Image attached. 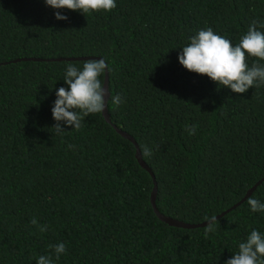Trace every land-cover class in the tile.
<instances>
[{"label": "trees", "instance_id": "1", "mask_svg": "<svg viewBox=\"0 0 264 264\" xmlns=\"http://www.w3.org/2000/svg\"><path fill=\"white\" fill-rule=\"evenodd\" d=\"M111 11L54 9L46 0H0V264H225L252 230L264 234V179L217 218L216 231L171 225L158 210L199 222L234 204L264 176V86L235 93L179 62L183 47L211 27L233 46L264 0H116ZM59 11L68 20L56 19ZM264 31V29H260ZM101 56L110 121L90 114L80 130L61 122L56 91L65 67ZM17 57H41L21 59ZM249 67L264 64L246 54ZM5 61V62H4ZM8 61V62H7ZM98 79L104 81V74ZM198 125L189 135L185 125ZM75 146V150L68 145ZM35 217L48 230L31 223ZM67 251L56 260L51 244Z\"/></svg>", "mask_w": 264, "mask_h": 264}, {"label": "clouds", "instance_id": "2", "mask_svg": "<svg viewBox=\"0 0 264 264\" xmlns=\"http://www.w3.org/2000/svg\"><path fill=\"white\" fill-rule=\"evenodd\" d=\"M46 5L54 9L79 10L86 14L90 11H111L117 7L116 0H46ZM56 19L68 20L61 12L55 13ZM264 21L253 19L246 34L242 35L240 42L233 46L231 41L216 34L211 27L202 28L194 36H190V43L183 47L179 55V62L187 70L207 75L220 86H227L235 93H245L252 87L264 86V64L253 62L249 67L246 62L248 56L256 57L264 61ZM106 69L110 68L104 59H89L84 61L81 70L75 63L69 62L65 67L64 80L69 86L61 87L56 91L57 99L54 101L52 113L57 122L53 128L55 134L63 135L66 131L61 122L74 126L80 130L82 121L90 114L101 113L106 107L108 91L98 77L102 76ZM123 97L119 94L111 95L107 103L120 105ZM198 125H185L189 135H195ZM75 150V146L68 145ZM143 158L150 157L153 151L147 145H142ZM252 212L264 211V202L250 197L247 200ZM208 222L204 227V236L216 231L217 216H205ZM31 223L41 232L48 230L47 225H40L35 217ZM49 248L54 250L56 260L61 254L66 253L64 243L51 244ZM37 264H55L52 255H40ZM225 264H264V234L252 230L245 242L238 245V252L229 258Z\"/></svg>", "mask_w": 264, "mask_h": 264}, {"label": "water", "instance_id": "3", "mask_svg": "<svg viewBox=\"0 0 264 264\" xmlns=\"http://www.w3.org/2000/svg\"><path fill=\"white\" fill-rule=\"evenodd\" d=\"M28 58H33V59H41V57H17V58H13L11 60H8V61H15V60H21V59H28ZM85 59V58H96V59H103L101 56H96V55H79V56H70V57H56V58H53V59H57V60H61V59ZM7 61V62H8ZM5 62V61H4ZM108 70L106 69L105 73H104V81H103V86L106 88V90L108 91V95L106 96V107H105V110L102 112L104 118L107 120V121H110V116H109V112H108V109H107V100H108V96H109V88H108ZM116 130L118 132H120L123 136H125L126 138L130 139L134 145H135V156L137 158V161L139 162V164L144 167L145 169H147L150 174L152 175L153 177V181H154V184H153V187H152V190H151V193H150V201H151V204L153 206V209L156 213V215L164 220L165 222L171 224V225H175V226H182V227H196V226H201V225H205L207 224L208 222L205 221V220H202V221H199V222H189V221H184V220H181V219H178L176 217H172V216H169V215H166L162 212H160L156 206V202H155V197H156V189H157V183H156V179H155V175L154 173L152 172L150 166L146 163V161L142 158V154H141V151H140V148L137 144V142L135 141L134 137L132 135H130L128 132L116 127ZM264 179V176L262 178H260L259 180H257L251 187H249L247 189V191L245 192V194L242 196V198H240L238 201H236L234 204H232L231 206L227 207L226 209L222 210L221 212L215 214L217 216V218L221 215H223L225 212H227L228 210H230L231 208L235 207L237 204H239L241 201H243L251 192L252 190L256 187V185Z\"/></svg>", "mask_w": 264, "mask_h": 264}]
</instances>
